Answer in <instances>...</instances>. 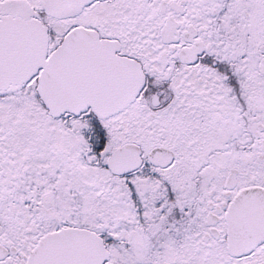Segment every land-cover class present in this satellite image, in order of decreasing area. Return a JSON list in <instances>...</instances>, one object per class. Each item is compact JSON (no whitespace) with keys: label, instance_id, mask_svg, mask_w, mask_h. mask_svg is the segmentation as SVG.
I'll use <instances>...</instances> for the list:
<instances>
[{"label":"snow or ice","instance_id":"6c2138e0","mask_svg":"<svg viewBox=\"0 0 264 264\" xmlns=\"http://www.w3.org/2000/svg\"><path fill=\"white\" fill-rule=\"evenodd\" d=\"M0 264H264V0H0Z\"/></svg>","mask_w":264,"mask_h":264}]
</instances>
